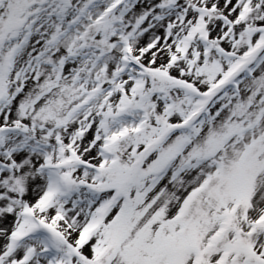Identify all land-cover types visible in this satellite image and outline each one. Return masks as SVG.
Wrapping results in <instances>:
<instances>
[{
  "label": "snow or ice",
  "instance_id": "obj_1",
  "mask_svg": "<svg viewBox=\"0 0 264 264\" xmlns=\"http://www.w3.org/2000/svg\"><path fill=\"white\" fill-rule=\"evenodd\" d=\"M0 264H264V0H0Z\"/></svg>",
  "mask_w": 264,
  "mask_h": 264
}]
</instances>
